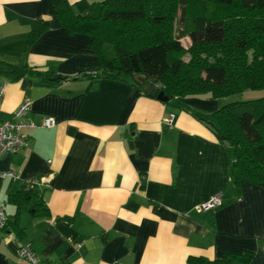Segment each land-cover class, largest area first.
Returning a JSON list of instances; mask_svg holds the SVG:
<instances>
[{"label": "crops", "instance_id": "1", "mask_svg": "<svg viewBox=\"0 0 264 264\" xmlns=\"http://www.w3.org/2000/svg\"><path fill=\"white\" fill-rule=\"evenodd\" d=\"M104 1L58 0L56 7ZM37 22L47 29L30 44ZM0 61L70 78L7 82L0 123L29 100L24 121L37 128L23 129L18 153L0 156V173L43 180L35 191L46 211L34 214V197L20 207L10 202L23 186L0 178V207L15 229H0V264H29L20 245L55 264H187L226 253H251V264H264V189L243 183L237 191L233 149L204 120L237 99L164 103L148 95L159 87L150 80L138 81L141 90L130 79L83 78L99 63L91 38L69 34L52 0H0ZM49 118L53 127L38 128ZM218 191L220 206L196 210Z\"/></svg>", "mask_w": 264, "mask_h": 264}, {"label": "trees", "instance_id": "2", "mask_svg": "<svg viewBox=\"0 0 264 264\" xmlns=\"http://www.w3.org/2000/svg\"><path fill=\"white\" fill-rule=\"evenodd\" d=\"M57 2L52 0V13L60 25L71 35L91 38V53L99 63L83 78L130 79L142 90L134 79L140 76L158 84L169 101L264 91V0H106L75 7H56ZM46 29V23L37 22L28 42ZM182 38L190 41L187 49ZM24 78L70 80L0 61V81ZM204 120L214 136L233 149L229 176L237 191L243 183L264 189V97L229 103ZM31 197L38 216L45 209L35 187L23 186L10 202L20 207ZM13 230L8 222L4 231ZM252 258L251 253H226L213 261L190 257L187 264H251Z\"/></svg>", "mask_w": 264, "mask_h": 264}, {"label": "built area", "instance_id": "3", "mask_svg": "<svg viewBox=\"0 0 264 264\" xmlns=\"http://www.w3.org/2000/svg\"><path fill=\"white\" fill-rule=\"evenodd\" d=\"M7 86L6 81H0V106L2 98L4 96L5 88ZM32 102L26 100L23 102L17 110L14 112V120H9L0 123V156L14 155L20 151L26 145V137L22 134L23 129L31 127L37 128V126L24 121V116L30 111ZM167 124L171 126V119ZM55 125L53 119L49 118L45 120L38 128H51ZM0 178H12L13 180L20 181L22 186L25 187H41L43 180L40 178L28 177L21 179L14 172L0 173ZM222 193L220 191L214 193L209 200L198 206L196 210L198 212L212 210L221 205ZM8 225V220L5 217L2 207H0V229L4 230ZM8 235H13L7 233ZM19 258L27 261L29 264H55V263H43L40 258L34 253L29 245H20L18 249Z\"/></svg>", "mask_w": 264, "mask_h": 264}, {"label": "rangeland", "instance_id": "4", "mask_svg": "<svg viewBox=\"0 0 264 264\" xmlns=\"http://www.w3.org/2000/svg\"><path fill=\"white\" fill-rule=\"evenodd\" d=\"M175 27H176V31H177L178 28L180 27V24L178 22H176ZM180 43L185 49H187L190 46V41H189L188 38L180 39ZM186 59H187V56H186ZM243 94L244 95H241V94L240 95H235L232 98L233 99H237V101H239V99H241L242 96H243L246 99V101H249V100H255V99H259L261 97H264V91H246ZM248 95H251V96L249 97Z\"/></svg>", "mask_w": 264, "mask_h": 264}, {"label": "water", "instance_id": "5", "mask_svg": "<svg viewBox=\"0 0 264 264\" xmlns=\"http://www.w3.org/2000/svg\"><path fill=\"white\" fill-rule=\"evenodd\" d=\"M135 80H138L139 83H141V77L140 76H135L134 77ZM148 95L152 98H156L157 100L167 103L169 100L166 96H164L163 92L159 90L158 87H152L149 92Z\"/></svg>", "mask_w": 264, "mask_h": 264}]
</instances>
